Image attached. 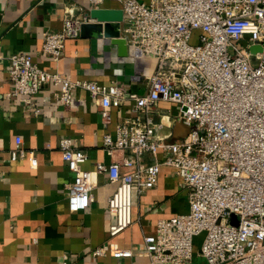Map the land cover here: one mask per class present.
<instances>
[{
    "label": "built area",
    "instance_id": "built-area-1",
    "mask_svg": "<svg viewBox=\"0 0 264 264\" xmlns=\"http://www.w3.org/2000/svg\"><path fill=\"white\" fill-rule=\"evenodd\" d=\"M117 1L124 11L122 36L129 52L146 63L143 93L128 91L117 81L102 85L64 77L40 68L31 55L10 57L13 95L28 104L50 84L61 86L57 100L67 105L75 90H85L99 102L104 120L112 107L131 104L115 135L106 134L103 141L106 153L114 157L122 152L121 159L86 170L88 155L71 139L61 141L74 175L67 185L71 212L94 202L95 175L108 173L117 185L108 200L114 217L111 242L91 256H134L113 240L134 224L135 191L155 188L162 167L168 166L184 180L190 209L160 219L156 233L145 236L142 253L150 264H192L198 237L206 264H264V0ZM91 3L100 8L105 0ZM88 21L87 16L75 17L73 8L66 10L62 29L45 33L44 53L60 61L67 41L79 38ZM162 103L177 109L163 113ZM178 121L192 131L171 143L173 132L163 133ZM11 157L38 164L22 137Z\"/></svg>",
    "mask_w": 264,
    "mask_h": 264
},
{
    "label": "crops",
    "instance_id": "crops-1",
    "mask_svg": "<svg viewBox=\"0 0 264 264\" xmlns=\"http://www.w3.org/2000/svg\"><path fill=\"white\" fill-rule=\"evenodd\" d=\"M92 7L91 0H0V264H150L142 253L145 236L156 233L160 219L189 212L184 180L174 168L163 166L155 188L143 194L135 191L134 224L113 240L123 249H132L134 256L93 258L97 247L111 242L114 217L108 200L117 185L108 173L95 175L94 202L86 210L71 212L67 185L74 175L63 158L61 141L71 139L76 149L88 155L86 170L96 171L99 163L121 159L122 152L110 157L103 141L106 134L115 135L116 125L131 113V104L112 107L110 118L104 120L99 102L85 90H75L68 105L58 102L61 86L56 84L34 96V104L13 95L9 70L10 57L16 54L31 55L40 68L73 80L102 85L117 81L128 91L144 92L145 61L130 52L121 56L110 39H70L60 61L44 53L45 33L62 29L66 10L73 8L75 17L82 18ZM100 8L122 6L117 0H105ZM172 106L162 103L163 113L175 112ZM171 132L167 128L163 134ZM18 137L28 151H35L37 166L28 158L12 159ZM146 161L152 157L148 155ZM201 242V237L195 240L192 264H206L199 255Z\"/></svg>",
    "mask_w": 264,
    "mask_h": 264
},
{
    "label": "water",
    "instance_id": "water-1",
    "mask_svg": "<svg viewBox=\"0 0 264 264\" xmlns=\"http://www.w3.org/2000/svg\"><path fill=\"white\" fill-rule=\"evenodd\" d=\"M90 19L81 25L80 36L84 39L107 38L111 43L117 45L121 56L129 55L127 40L122 36V22L124 21L123 9L90 8L86 15ZM255 47L254 50H257ZM192 131V127L181 121L173 127V137L170 141L184 139ZM235 218V216H233ZM236 224V223H235Z\"/></svg>",
    "mask_w": 264,
    "mask_h": 264
},
{
    "label": "rangeland",
    "instance_id": "rangeland-1",
    "mask_svg": "<svg viewBox=\"0 0 264 264\" xmlns=\"http://www.w3.org/2000/svg\"><path fill=\"white\" fill-rule=\"evenodd\" d=\"M172 108L174 109V106H172ZM175 108H177V107H175Z\"/></svg>",
    "mask_w": 264,
    "mask_h": 264
}]
</instances>
